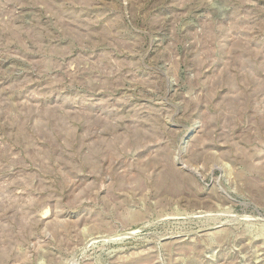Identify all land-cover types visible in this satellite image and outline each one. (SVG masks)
<instances>
[{"label":"rangeland","instance_id":"1","mask_svg":"<svg viewBox=\"0 0 264 264\" xmlns=\"http://www.w3.org/2000/svg\"><path fill=\"white\" fill-rule=\"evenodd\" d=\"M0 264H264V0H0Z\"/></svg>","mask_w":264,"mask_h":264}]
</instances>
